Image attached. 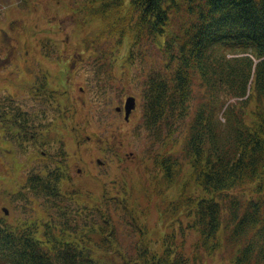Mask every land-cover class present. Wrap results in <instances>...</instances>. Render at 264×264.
I'll return each instance as SVG.
<instances>
[{
	"label": "trees",
	"instance_id": "1",
	"mask_svg": "<svg viewBox=\"0 0 264 264\" xmlns=\"http://www.w3.org/2000/svg\"><path fill=\"white\" fill-rule=\"evenodd\" d=\"M70 2L82 26L99 22L91 47L123 46L130 38L129 55L144 63L145 129L164 146L171 140L180 155L170 150L160 156L159 186L185 178L189 166L180 198L171 202L176 211L187 209L199 242L190 255L171 247L158 255L139 234L137 258L124 261L125 252L114 245L121 246L116 222L99 201L100 217L106 218L95 232L110 226L109 238L96 245L65 239L70 227L56 221L61 215L75 221L84 209L72 191L67 196L61 189L65 173L54 169L32 172L15 192L43 197L46 222L13 223L0 211V262L116 264L120 257L123 264H201L205 253L228 245L231 264H264V0ZM150 48L160 54L157 66L147 61ZM190 180L194 195L186 193ZM113 189L103 188L100 201L124 212L126 185Z\"/></svg>",
	"mask_w": 264,
	"mask_h": 264
},
{
	"label": "rangeland",
	"instance_id": "2",
	"mask_svg": "<svg viewBox=\"0 0 264 264\" xmlns=\"http://www.w3.org/2000/svg\"><path fill=\"white\" fill-rule=\"evenodd\" d=\"M70 1L0 0V32L3 31L8 42L17 49L19 46L18 52L23 55L17 59L20 69L0 70V80L2 78V85L16 86L19 94L29 96L26 104L21 102V96L18 98L21 105H0V109H7V112L0 111L4 114L0 117L4 119L0 124V211L7 208L5 215L13 223L46 222L43 197L33 196L26 189L21 195L15 192L25 186V179L32 172L46 174L59 169L65 173L61 189L67 196L72 191L83 204L80 208L84 209L75 221L62 215L56 221L62 229L64 223L69 225L65 239L80 242L85 238L96 245L104 237L109 238L110 226L102 233L95 232L96 228L104 226L103 217L106 218L100 217L99 205L94 202L99 201L100 209L116 222L121 246L114 245L125 252L124 261L137 258L139 234L144 236L153 253L159 255L171 247L190 255L198 235L189 227L187 209L176 211L171 202L180 198L182 183L190 170L185 166L182 172L185 178L180 176L175 183L159 186L160 156L165 152L168 156L170 150L174 156L180 155L176 153L178 146L169 143L171 140L164 146L162 139L145 129L142 119L144 63L129 55L130 38L123 46L115 47L106 42L91 47L94 45L91 36L99 22L89 21L82 26L73 14ZM0 45H3L1 40ZM147 57L154 66L161 60L154 48H150ZM19 70L27 78L31 70L35 78L38 77V84L45 76L50 90L56 89L57 102L52 105L43 95L33 101L37 96L35 84L22 89L24 79L19 76ZM130 95L137 103L130 121L125 122L122 110L115 108L122 107L125 97ZM26 112L31 113L34 138H29L25 128ZM16 115L18 123L14 124ZM220 117L219 114L222 120ZM123 182L130 194L126 197L124 212L100 201L104 196L103 188L109 192ZM188 186L187 195H194L191 180ZM87 193H91L90 196ZM74 204L68 201L69 206ZM229 251L228 245L216 247L205 253L201 264H231ZM115 258L116 264H123L120 257Z\"/></svg>",
	"mask_w": 264,
	"mask_h": 264
},
{
	"label": "flooded vegetation",
	"instance_id": "3",
	"mask_svg": "<svg viewBox=\"0 0 264 264\" xmlns=\"http://www.w3.org/2000/svg\"><path fill=\"white\" fill-rule=\"evenodd\" d=\"M0 40L3 42V45H0V64H1L0 70L2 71L3 69H6L7 67L11 68V69L16 68V70L18 68L20 69V64L18 63V60H19V57L21 58L23 55L18 52L19 46L17 49V46H15L11 42H8V37L3 31L0 32ZM22 61H23V58H22ZM26 70H28V68H26ZM29 73H30V76H29V78H27L22 73V71L19 72V76H21L24 79V82L22 83L23 86H21V88L23 89V87H25V86L29 87V85L34 83L35 84L34 85V91L36 92L37 96H36V99H33V101H36L37 99H39V97L41 95H43V97L47 96L45 100H47V102H49L50 104L53 105L54 103H56L57 97L54 94L56 89H54L52 91L50 90V86H48L45 83V81H46L45 76L42 75L43 76L42 81L40 82V84H38L36 82L39 80L38 77L35 78L36 75H34V73H32L31 70ZM2 83H3V81L1 78V80H0V105H2V106L9 105V107L11 105H21V104H19V99H18L21 96H22V98H21L22 103L23 102L25 104L29 103V96L25 95L24 93H20L21 94L20 95L18 93V89L16 86H13V85L4 86V85H2ZM33 98H35V97H33ZM120 110H121V108H120ZM0 111L7 112V109L6 110L0 109ZM8 112H10V111H8ZM132 112H133V110L131 111V114H132ZM26 113H27V117H26V114L24 113L25 114V117H24L25 128H26V130L29 131V138H34L33 133L31 131L32 130V128H31L32 121L30 120L31 113L30 112H26ZM122 113H123V111H122ZM131 114H130V116H131ZM2 116H4V114H0V117H2ZM130 116L128 117L127 120L124 119V121L125 122L130 121ZM15 117H16V119H15L14 124H17L19 116L16 115ZM123 118H124V113H123ZM3 120H4L3 118H0V124L2 123ZM17 128L21 129V126L17 125ZM20 129H18V130H20ZM20 133H22L21 130H20ZM14 140L20 141L21 139H14Z\"/></svg>",
	"mask_w": 264,
	"mask_h": 264
},
{
	"label": "water",
	"instance_id": "4",
	"mask_svg": "<svg viewBox=\"0 0 264 264\" xmlns=\"http://www.w3.org/2000/svg\"><path fill=\"white\" fill-rule=\"evenodd\" d=\"M124 105H123V113H124V119L127 120L128 117L131 114V111L135 109L136 107V102H135V97L133 95L127 96L124 100ZM121 107H116V111H120ZM2 211L4 214L8 213L7 208H2Z\"/></svg>",
	"mask_w": 264,
	"mask_h": 264
}]
</instances>
